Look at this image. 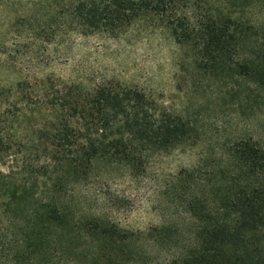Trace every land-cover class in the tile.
Returning <instances> with one entry per match:
<instances>
[{
	"label": "trees",
	"instance_id": "trees-1",
	"mask_svg": "<svg viewBox=\"0 0 264 264\" xmlns=\"http://www.w3.org/2000/svg\"><path fill=\"white\" fill-rule=\"evenodd\" d=\"M0 6L14 13L0 33V67L6 63L16 76L0 80V264H264L262 137L237 136L220 149L203 193L184 199L194 229L183 245L174 226L122 230L84 207L82 190L96 167L140 172L153 155L189 144L194 128L137 86L26 71L15 57L25 37L32 45L77 35L117 39L150 22L184 48L182 70L227 71L235 93L246 83L247 93L259 96L264 0H0ZM160 245L177 253L153 256L150 249Z\"/></svg>",
	"mask_w": 264,
	"mask_h": 264
},
{
	"label": "rangeland",
	"instance_id": "rangeland-1",
	"mask_svg": "<svg viewBox=\"0 0 264 264\" xmlns=\"http://www.w3.org/2000/svg\"><path fill=\"white\" fill-rule=\"evenodd\" d=\"M13 16L9 7L0 6V33L8 31ZM31 41L25 37L17 45L18 67L92 82L116 78L142 88L173 115L189 120L195 130L189 144L153 155L140 172L100 163L82 190L84 207L114 220L122 230L174 226L180 231L175 239H184L183 245L194 229L184 199L203 193L220 149L237 136L264 139V92L249 95L241 83L235 93L236 79L227 71L207 75L196 74L191 66L182 70L184 48L150 22L142 21L117 39L77 35L47 45ZM1 64L0 80L16 77L6 69L9 65ZM160 246L164 249H150L153 256L177 253Z\"/></svg>",
	"mask_w": 264,
	"mask_h": 264
}]
</instances>
